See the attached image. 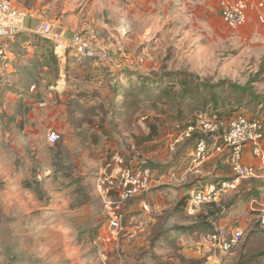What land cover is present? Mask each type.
Instances as JSON below:
<instances>
[{
  "label": "rangeland",
  "instance_id": "rangeland-1",
  "mask_svg": "<svg viewBox=\"0 0 264 264\" xmlns=\"http://www.w3.org/2000/svg\"><path fill=\"white\" fill-rule=\"evenodd\" d=\"M15 4L34 13L35 17L28 20L52 21L69 34L78 32L92 36L94 41L121 43L128 52L134 44L138 52L136 58L108 57L103 65L96 64L98 56L83 60L72 51L68 60L60 58L53 53L51 39L32 32L9 41V50L21 57L18 66L26 70L24 80L32 76V60L45 54L32 47L37 43L47 40L48 50L51 48L58 61L50 65V76L42 68L51 61L41 60L35 91L32 96L24 93L32 100V175L26 182L32 185L38 205L52 208L53 214L22 219L10 230L12 252L1 254V261L60 264L65 257L70 263L80 260V264H264V257L259 261L252 256L264 248V188L253 209H247L254 217L251 224L247 220L249 227L243 229L242 241L231 252L223 253L206 238L209 251L204 245L200 249L196 238L187 233L175 239L166 237L172 233L164 232L163 226L172 213L185 212L189 201L185 195L175 202L170 199L161 209H155L151 201L149 211L139 203L129 210L132 202L110 209L91 188V179L82 185L113 152L123 154L129 162L135 150L144 151L153 169L189 167L190 163L174 167V160L181 159L168 143L195 114L184 106L159 101L150 88H137L147 79L150 82L172 74L166 79L169 82L175 79L173 73H192L221 94L223 108L219 110L224 118L244 112L264 120V105L250 99L264 98V13H257L244 28L232 31L221 18L219 0H15ZM55 64L58 67L54 68ZM56 74L57 78L69 77L67 91L50 92L47 88L56 82ZM12 80L16 85L14 75ZM51 130L60 134L58 143L64 146L61 156L66 158H62L61 167L71 165L69 176L62 168L52 170V177L46 174L50 150L56 149V143L48 140ZM165 158L167 161H162ZM251 164L263 168L258 160ZM64 176L80 177L78 183L85 193L92 189L93 200L87 195L83 204L74 201L72 195H82L83 190H71ZM111 198L117 199L115 194ZM244 208L237 207L236 217L252 218ZM114 217L119 221L117 230L111 227ZM224 227L229 230V225ZM251 228H258V232L253 234ZM197 239L201 241V237ZM248 241V250H244Z\"/></svg>",
  "mask_w": 264,
  "mask_h": 264
},
{
  "label": "crops",
  "instance_id": "crops-1",
  "mask_svg": "<svg viewBox=\"0 0 264 264\" xmlns=\"http://www.w3.org/2000/svg\"><path fill=\"white\" fill-rule=\"evenodd\" d=\"M261 13L262 12H260L259 14ZM256 14H253L251 16V19ZM35 24V20H27L26 30L11 36L8 39V44L10 45L9 41L11 39H14L12 41H16V38L17 40H19V38L24 35L22 33L32 32ZM65 33L67 35H71L66 31ZM46 41L37 43L36 45L32 46L33 48L37 47V50L42 49V51H45V54L37 56L39 59L36 58L32 60V76L28 78L29 80L22 79V74L25 73L26 70L24 67L18 66V63L21 59L20 55L9 50L11 58V76L13 78L14 75L17 82L16 85L14 84L13 88L4 89L3 95L0 98V264H4V262L1 261L3 259L1 254L12 252L9 249L11 248L10 238L12 237V232L10 230H13L15 226L20 225L22 219H30L31 217L36 218V215L38 214V216L53 214L52 208H42L38 205V199L32 196V185L26 182V178L32 175V100H27V98L24 96H32V92L35 91L37 87V72L40 71V61H44V59H48L51 61V64L45 65L42 68L46 72H49L50 76L52 68L50 67V65L58 62L57 60L55 61L53 59L51 48L50 50H48L50 44H48ZM95 42L98 47V57L100 60H97L96 64L101 63L105 65L104 62H108V57L115 60L117 58L128 59L131 56H133V58H136L135 55L138 52H136L134 44H132V46L130 47V52H128L127 48L121 43L115 45L109 42L104 43L98 39ZM17 43L19 44V41H17ZM50 43L53 44L52 41ZM94 60H96V58ZM67 62L69 63L70 60ZM55 67H58V65L55 64ZM57 77L58 74H56V78ZM98 79H100V77H98ZM68 83L69 77L63 76L62 78H57L56 82H54V84H50L47 88L50 92L60 91L63 93L64 91H67L69 89L70 83ZM220 113V110H210L204 114L210 117H223L220 115ZM199 115H195L193 120L196 119ZM60 117H63V115L60 114ZM184 127H181L177 136L180 135ZM173 142H171L170 144L168 143V146L173 154H176L177 156L180 155L179 158L181 159L180 161L174 160V167L179 166L180 163H183V165L185 166H187L189 163L190 165L188 168H154L155 181L152 187V193L149 197V202L151 201V203L154 204L155 209H161L166 203L171 202L170 199L174 202L177 198L182 199L184 197L183 195L187 196L188 201L190 198V194L194 190L202 188L210 183L219 182L220 180L229 178L232 175L228 152L225 151L215 154L212 160H209L204 164H193L191 159H193L192 156L195 147V139L179 142L172 148ZM50 151L51 162L46 174L50 175L49 177H52V170L54 172L56 170V167L53 164V160L56 156L54 149ZM115 153L117 152H113L111 154V157ZM143 155L146 158H150V156L147 155L144 151ZM254 158L255 157H253L251 154V149L247 148L245 150L246 162L253 163L254 161L258 160L263 166V168H257V175L255 177L242 180L236 191L224 195L220 200L216 202L205 204L196 215L190 216L187 214L186 210L185 212L181 211V213H183L185 217L182 216L183 214L176 215L172 213L167 218L166 223L163 226V228H165V230H163L164 232L169 233L168 230H171L170 233H172L168 234L166 237L175 239L180 237V234L187 233L188 236L193 235V237L196 238L200 249L204 245V249L207 250L209 248L207 247V244H205V238L207 239L208 234H205L204 232H207V230L209 229L212 231L214 225H229L230 229L234 228L247 230L249 227V223L247 222V220L249 222L251 221V224L254 217L248 211H250V209H253V204L255 202H258V196L262 194V190L264 188V160ZM160 159L162 158H159L158 160ZM184 160L186 161L184 162ZM103 161H101L100 165L97 166V168H95L93 172H91L92 176H90L89 178H85V180L82 182V185H87L89 179H91V188H94L95 193L98 194L103 199V201L106 202L107 198L101 192L99 187V175L106 162ZM162 161L167 160L165 158ZM64 179L68 180L67 187H69L71 190L76 192L77 190L78 192L80 190H83L85 194H73L72 197H74V201H78L79 204H83L85 203V196L87 197V195L90 201L93 200V196L90 193L92 189L90 190V192L89 190H87V193H85V188H83L80 183L76 182L77 184L74 183V185L72 184L73 182H70V180L73 181L72 178L69 179L64 176ZM1 181L6 182V184L2 185ZM68 183L72 184V186H70ZM67 197L68 196L66 195V198ZM248 200L250 201L248 202V204H246L245 202ZM128 202H132L129 203V210H131L133 205L136 203H139V205H141L138 199H133ZM243 205L247 207L246 210L244 208L245 211L249 209L247 213H249L252 218H250L248 215L243 216V218L236 217V214L238 213L237 207L242 208ZM162 215L160 214L159 217H161ZM262 215L264 216V214ZM235 221L238 222V225ZM200 237L201 241L197 239ZM60 264H80V260H76L70 263L65 257H62Z\"/></svg>",
  "mask_w": 264,
  "mask_h": 264
},
{
  "label": "built area",
  "instance_id": "built-area-1",
  "mask_svg": "<svg viewBox=\"0 0 264 264\" xmlns=\"http://www.w3.org/2000/svg\"><path fill=\"white\" fill-rule=\"evenodd\" d=\"M219 10L225 25L232 31H237L248 24L253 14L264 13V0H219ZM30 17H35L34 13L18 7L15 0H0V98L4 89L14 85L12 72L9 71L11 58L8 39L26 30V22ZM32 32L38 37L51 39L55 54L65 60L70 51L83 60L98 56L97 44L88 34L76 32L67 35L64 30L47 20L37 21ZM195 135L197 137L192 162L202 164L215 154L226 151L232 175L194 190L186 206V212L190 216L198 214L205 204L216 202L224 195L236 191L242 180L257 175V168L245 160V150L250 148L253 157L264 160V120L247 113H238L229 119L200 114L183 128L172 148L179 142L193 139ZM48 140L53 144L58 143L60 134L51 130ZM154 181V169L139 150L134 151L129 162L123 154H113L105 162L99 175V187L107 198L106 204L110 209L112 205L120 208L121 204L138 199L142 208L149 210V197ZM112 194L116 195L115 201L111 198ZM111 227L118 229L117 217L112 218ZM243 236L242 229L227 230L216 224L208 233L207 240L215 249L228 253L240 244Z\"/></svg>",
  "mask_w": 264,
  "mask_h": 264
},
{
  "label": "trees",
  "instance_id": "trees-1",
  "mask_svg": "<svg viewBox=\"0 0 264 264\" xmlns=\"http://www.w3.org/2000/svg\"><path fill=\"white\" fill-rule=\"evenodd\" d=\"M53 59L56 61L54 56ZM171 75H166L165 77L160 76L157 79H151L150 82H148L149 79H147V83L142 84L137 88H150L151 90L156 92L159 101H162L164 103L170 102L174 105L184 106L185 108L190 109L191 112L195 115L204 114L208 110H219L223 108V103L221 102V94L218 92V90L214 89L210 85H206L200 82L194 74L188 73L186 71H179L175 74L173 73L174 76L176 75L174 80L166 82V79L169 78V76ZM162 77L164 79H162ZM250 99L252 101H260V105H264V98L257 99L255 98V96H251ZM249 115L252 117H258V115L254 114ZM196 137L197 135L194 136L193 140L196 139ZM63 149L64 146L62 144L56 143V157L54 158V165L58 170L62 168V172L66 174L65 176H69V170L72 171L71 165L65 164L61 167L63 159H66L64 158V156H61ZM79 181L80 177H77L73 179L72 182L76 183ZM82 195H85L83 191ZM251 229V232H254L253 234L258 232V228ZM248 245L249 241L244 245L243 249L248 250ZM252 256H254L260 261V259L264 257V248L261 250L259 249L257 252L253 253Z\"/></svg>",
  "mask_w": 264,
  "mask_h": 264
}]
</instances>
